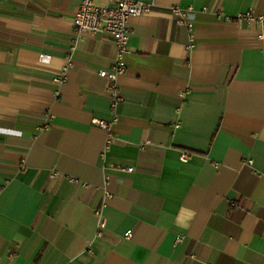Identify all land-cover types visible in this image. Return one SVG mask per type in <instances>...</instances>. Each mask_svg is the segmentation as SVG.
I'll use <instances>...</instances> for the list:
<instances>
[{
    "label": "crops",
    "instance_id": "crops-1",
    "mask_svg": "<svg viewBox=\"0 0 264 264\" xmlns=\"http://www.w3.org/2000/svg\"><path fill=\"white\" fill-rule=\"evenodd\" d=\"M139 1L114 105L117 49L75 36L81 0H0V264H264V56L234 19L264 0Z\"/></svg>",
    "mask_w": 264,
    "mask_h": 264
},
{
    "label": "built area",
    "instance_id": "built-area-1",
    "mask_svg": "<svg viewBox=\"0 0 264 264\" xmlns=\"http://www.w3.org/2000/svg\"><path fill=\"white\" fill-rule=\"evenodd\" d=\"M98 2L110 3L111 5L99 4ZM150 6L139 0H81L77 10L73 14V26L74 33L76 37H80L83 34L94 35L98 33H103L109 36L111 42H113L117 49V55L115 62L112 64L109 71L99 70L98 74L111 82L109 91L111 93L113 104H116L118 100V88L115 84L116 78L119 75L125 73V67L121 63V58L123 55L128 53V28L127 24L130 18L139 16L148 12ZM203 12H210L216 14L218 17L223 15L220 6H215L211 8H203ZM171 17L178 26H185L188 31L192 28L191 17L193 9L187 8L182 9L176 5L170 8ZM235 20L244 21L247 23H255L260 27V33L258 35L261 40V53L264 56V15H253L252 11L237 14L234 17ZM192 47L188 45V48ZM73 48V47H72ZM70 49L73 50V49ZM39 63L46 64L49 62V57L45 54H40L38 58ZM71 57L66 58V64L62 67L58 75L52 80L55 85L63 84L67 79V72L72 67ZM117 117L113 116V119L109 122L95 120L94 123L106 130V146L113 138L111 127L116 122ZM188 158L186 152L180 154V160L185 162ZM246 164H251L250 160L245 162ZM132 168H124L122 166H117V170L120 171H132ZM57 174L52 175L55 177ZM109 194H106L108 198ZM105 203L103 201L101 207L95 209L93 212L97 218L96 222V236H100L102 230L105 228V218L102 214V209ZM123 237L130 239L132 237V232L130 230L123 234ZM182 237H178L176 242H179Z\"/></svg>",
    "mask_w": 264,
    "mask_h": 264
}]
</instances>
